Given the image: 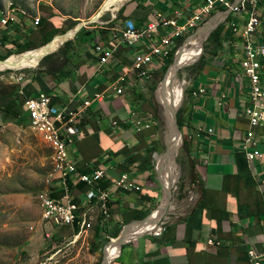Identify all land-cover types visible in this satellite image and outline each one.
Listing matches in <instances>:
<instances>
[{
    "label": "crops",
    "instance_id": "1",
    "mask_svg": "<svg viewBox=\"0 0 264 264\" xmlns=\"http://www.w3.org/2000/svg\"><path fill=\"white\" fill-rule=\"evenodd\" d=\"M134 3L126 8L124 15L134 19L139 28H145L159 18L178 19L184 24L204 0ZM8 10L9 23L0 29V55L15 54L23 45H44L45 38L55 29H65L75 20L60 15L53 5H43L39 13L15 7L9 1L0 10V16ZM256 10L261 23L254 38L257 44L264 45V0H258ZM38 15L43 21L35 25L32 18ZM248 18L249 13L242 12L231 21L237 20L243 26ZM125 20L111 18L103 24L87 25L91 34L75 35L66 46L61 44V52H58L60 48L53 50L58 52L54 58L41 60L38 67L26 72L11 70L1 74L2 81L19 84L20 89L15 97L0 94V124L26 120L25 95L47 92L61 109H76L91 100L80 120L79 135L69 146L70 156L79 172L106 168L107 174L97 187L109 191L110 225L124 227L135 222L128 229L132 232L129 241L119 249L111 264H254L256 260L264 264V159L251 164L243 147L249 128L245 109L251 103V85L240 63L244 55L242 39L230 29L218 52L206 54L192 67L182 109L187 139L178 160L179 194L162 221V234L155 236L142 231L155 227V223H149L153 222L164 197L161 178L167 184L162 172L166 158L160 164L163 156L157 167L162 195L153 209L160 195L154 176L160 127L153 112V98V104L148 100L151 93L146 84L156 81L158 57L150 74L141 78L134 69L135 55L150 50L153 40L145 37L130 46L114 39V29ZM161 30L166 33L169 28L161 27ZM58 35L52 42L59 38L66 41L73 33ZM100 46L113 51L106 63L100 61ZM64 57L68 60L61 63ZM261 71L264 82V59ZM119 87L124 90L121 94L117 92ZM202 88L205 92L200 93ZM11 105H15L13 111L20 112L19 116L2 111ZM139 118L150 126L138 129ZM255 130L258 149L264 151V121ZM159 157L160 153L156 162ZM124 174L129 176V181L118 185ZM76 179L70 177L71 192L75 202L83 205L88 202L87 185ZM100 183L108 187L103 188ZM146 216L147 221L136 222ZM209 238L220 243L209 244ZM250 249H255L258 259L251 258Z\"/></svg>",
    "mask_w": 264,
    "mask_h": 264
},
{
    "label": "rangeland",
    "instance_id": "2",
    "mask_svg": "<svg viewBox=\"0 0 264 264\" xmlns=\"http://www.w3.org/2000/svg\"><path fill=\"white\" fill-rule=\"evenodd\" d=\"M9 1L15 7L26 8L39 13H41L39 9H42L43 5H53L60 15L73 17L75 20H79V23H85V26L94 23L103 24L108 19H115L121 7L130 8L135 5V0H128L117 10L112 11L116 9L115 7L108 8L96 22L88 23L89 19L98 15L102 7H106L110 0H0V10L4 9ZM219 10L216 8L210 17ZM113 14H116V17ZM233 17L235 15H232L231 19ZM223 18L224 16L220 18L222 21L219 25L223 24L225 28H228L231 19L224 21ZM207 21L208 19L194 29L187 31L182 40L177 41V50L180 49L178 58L183 50L189 47L190 40L197 36ZM135 23L137 24L136 21ZM61 32L59 31V33ZM210 35L203 41L197 55L188 62L185 61L175 75L174 86L179 87L178 99L180 96L182 102L177 114L186 99L192 67L200 60L204 45ZM59 36L61 35L59 34ZM35 50L38 49L28 51ZM23 53H15L11 57ZM174 61L175 55L171 63L167 62L168 68L164 72L161 66L165 65L166 60L162 61L157 58L155 61L156 81L154 80L152 84H146L147 91L151 93L148 100L153 104V98L155 105L153 112L157 125L160 127L154 167V176L160 189V195L153 209L158 206L162 195V186L157 178L156 170L158 171L160 159L164 156L160 161L161 164L168 155V140L170 139V129L164 118L166 110L160 101L161 88L164 87L163 83H165L168 73L173 70L170 66ZM19 63L16 68L21 69L6 68L0 72L7 69L26 72L38 67V65L32 66L30 61H20ZM41 129L43 128L39 129L33 126L31 122L29 125L28 121L23 118L0 124V264H105L107 257L105 250L112 242L111 240L117 238L110 236L109 229L111 230L112 226L107 218H103V213L96 202L92 204L84 202L83 205L79 206L78 210L82 214V222L78 231L74 226H52L43 219L45 217V201H43L41 194H51V189L57 183L55 179L58 176V159L56 148L52 145L50 138L43 136L40 132ZM181 131L183 141L179 139V148L173 166L174 174L179 176L171 191L172 202L179 194L181 170L178 160L181 158L187 139L185 129ZM159 153L160 157L156 162ZM168 210L161 221H163ZM99 221L100 224L104 223L105 230L99 237H96V225ZM93 241L95 242L93 243Z\"/></svg>",
    "mask_w": 264,
    "mask_h": 264
},
{
    "label": "built area",
    "instance_id": "3",
    "mask_svg": "<svg viewBox=\"0 0 264 264\" xmlns=\"http://www.w3.org/2000/svg\"><path fill=\"white\" fill-rule=\"evenodd\" d=\"M233 3L231 0H204V3L186 19L184 24H180L178 19L159 18L147 24L145 28H139L133 19H127L121 27L114 29L113 38L130 46L137 45L145 37L152 38L153 43L150 50L141 51L135 55L134 69L138 71L139 76L142 78L150 74L155 57L160 58L162 61L166 60L177 41L187 31L194 29L200 23L209 19L217 6L222 5L225 8L224 10L231 8V13L235 17L242 12L249 13V18L243 26H240L237 20H233L228 23V27L232 29L234 36L243 41L244 55L240 63L251 85V103L245 109L249 119V128L243 138V147L247 159L253 164L257 159H264V151L258 149L259 139L255 130L264 121V82L261 71L264 59V45L257 44L254 38L261 19L256 10L258 0H242L236 6ZM222 14L225 15L223 20L227 21L229 16L225 12ZM10 15L11 13L8 10L0 16V29L9 23ZM113 16L116 17V14H113ZM32 19L33 24L39 25L41 16L38 15ZM161 27H168L169 30L163 33ZM99 50L102 63H106L113 55L111 49H104L100 46ZM123 91V87L117 88L118 93L121 94ZM199 92H205V88L199 89ZM199 92L194 93L197 94ZM97 96L98 98L101 97L99 94ZM90 104L91 100H87L76 109H70L69 107L61 109L53 103V96L47 92H39L37 95L29 97L25 102L28 121L43 122V129L40 132L43 136L50 138L55 148H59V156L63 160V169L57 179H55L57 183L51 189V194H41L43 201H45V217L43 219L52 226H74L78 209L81 205L75 202V197L71 192L69 185L71 176H76L77 182H84L87 185L86 197L88 203L96 202L104 217L107 218L109 215V191L97 187L98 182L107 174L106 168L102 166L88 173L79 172L75 161L69 153V146L79 135L80 120ZM136 126L141 129L142 127H149L150 124L145 119L139 118L136 120ZM212 131V129H209V132ZM128 181L129 176L124 174L117 184L122 185ZM262 183L264 184V180ZM55 191H61L62 195L54 196L52 193ZM162 230V221H160L149 232L159 236L162 234ZM207 242L209 244L220 243L213 238H209ZM249 254L251 258L258 259L255 249H250ZM254 264H261V262L256 260Z\"/></svg>",
    "mask_w": 264,
    "mask_h": 264
},
{
    "label": "bare ground",
    "instance_id": "4",
    "mask_svg": "<svg viewBox=\"0 0 264 264\" xmlns=\"http://www.w3.org/2000/svg\"><path fill=\"white\" fill-rule=\"evenodd\" d=\"M128 0H110L106 7H102L101 11L96 15L95 17L99 19L101 16L102 11L105 12L107 11L108 8L115 7L119 8L123 3H125ZM225 15L221 14L218 15L214 18V20L207 26L201 27L199 30V33L197 36H195L193 39L190 40L189 42V47H187L185 50H183L182 54L177 58V60L174 62V64L171 66L173 69L171 72L168 73L166 81L164 84V87L161 88V99L160 101L163 103L166 114H165V120L168 124V127L170 129V139L168 140V155L166 157V164L162 169V172L166 178L167 184L165 185L163 179L161 178V181L164 185V197L161 201L160 208L158 209V212H156L154 215V220L153 222H150L149 224L155 223V227L158 225V223L162 220L164 210H165V205L167 202V196L169 193V190L171 191L173 186L175 185L178 176L174 174L173 172V166H174V160H175V155L176 152L178 151L179 148V139H182L183 141V134H181L175 123V114L177 113V110L180 107L181 102V97L179 95V87L174 86V81H175V75L177 74L179 68L184 65L185 61H189L190 59H193L194 56L197 55L199 49L202 47V43L205 40L206 37H208L210 31L216 27V25L220 22V18ZM77 27V26H76ZM75 29L73 31H70L66 33V35H69L71 33L74 34ZM73 36V35H72ZM64 38H59L55 42L49 43L45 47H41L38 50L35 51H26L23 54L16 55L11 57L10 59L8 58L6 61H0V70L6 69L10 66L16 68L18 66V63L20 61H30L32 62V66H36L40 59L48 52L57 50L61 44H63ZM20 64V63H19ZM30 65V64H29ZM26 68V67H24ZM16 69H21V68H16ZM184 96V95H183ZM183 100V97H182ZM33 126H36L37 128H43V122L40 121H30ZM56 154H57V159H58V172H61L63 169V160L59 156V148H56ZM60 174V173H59ZM58 177V176H57ZM151 217V216H150ZM149 227V226H148ZM144 232V231H142ZM131 231L126 232V237L125 240L129 239L131 236ZM120 238L117 239H112L111 243L107 246L105 252L107 254L105 264H111L112 260L116 256L117 252L120 249V243L119 240Z\"/></svg>",
    "mask_w": 264,
    "mask_h": 264
},
{
    "label": "trees",
    "instance_id": "5",
    "mask_svg": "<svg viewBox=\"0 0 264 264\" xmlns=\"http://www.w3.org/2000/svg\"><path fill=\"white\" fill-rule=\"evenodd\" d=\"M138 2V4L140 5V3L142 2V0H135ZM231 1H235V0H231ZM217 8H219L220 10H224L225 8L222 6V5H219L217 6ZM126 10V6H123L121 7V9L119 10V13L117 15V17L114 19V21L118 20V19H131V18H127L125 17L124 15V12ZM233 14L231 13L229 15V17L227 18L228 20L231 19V16ZM230 18V19H229ZM43 21V17H41V21L40 23ZM79 23V20H72L71 23L65 28V29H55L53 31V33H51L48 37L45 38V45H33V44H28L26 46H20L17 51L15 53H23L25 51H28V50H34V49H37V48H41V47H44L48 44V42H52L54 39H55V36L58 35V34H65L69 29L75 27L77 24ZM96 24V23H94ZM94 24H90V25H94ZM137 25V24H136ZM59 31H62L61 33H59ZM230 32V27H228L226 30H225V27L223 24L219 25L216 29H214L212 32H211V35L207 41V43H205L204 45V51H203V54L201 56V58L205 57L206 54H216L218 52V49H219V46L222 45V43L224 42V39L226 38V36L229 34ZM91 34V30H88L87 27L83 26L80 31L76 34V36H78L79 34ZM182 40V38H181ZM70 40L66 41L65 42V46L68 44ZM180 41V40H179ZM50 42V43H51ZM177 46L176 45L174 47V49L172 50L170 56L166 59V63L165 65H162V69H164V72L167 70L168 68V63H171L173 61V57L175 55V52L177 50ZM62 48L60 47L59 51L58 52H61ZM58 52H54V53H51V54H48L46 55L41 62H44L46 61L47 59H51V58H54V56L58 53ZM14 53L13 52H9L7 53L6 55H0V60H5L7 59L8 57L10 58L11 55H13ZM68 60L67 57H64V59H62V61H60L61 63L63 62H66ZM168 62V63H167ZM174 64V63H173ZM172 64V65H173ZM56 65V63H55ZM171 65V66H172ZM170 66V67H171ZM169 67V68H170ZM51 70L53 71V68H51ZM8 71H11V69H7L5 71H1L0 72V75L1 74H4ZM61 79L62 78H67V77H60ZM19 89H20V85L19 84H16V83H10V84H7L5 83L4 81H2L0 79V94H8V95H12V97H15L18 93H19ZM26 98H25V102L26 100L29 98V97H32L33 95H25ZM6 108L8 109H2V111L6 114V115H9V116H19L20 115V112L18 111H13V108H15V105H11V106H7ZM182 108H180L179 112H178V123H179V126L181 128V130L185 129L186 127V122H185V119L183 117V114H182ZM26 120L28 121V115L26 116ZM186 144V141L185 143ZM69 185L70 187H72L70 181H69ZM100 185L103 187V188H106L108 187V184H102L100 183ZM54 196H61L62 195V192L61 191H55L52 193ZM103 218H104V215H103ZM82 222V214L80 213V211L78 210V214H77V217H76V220L74 222V227L76 228V230L78 231L79 230V226H80V223ZM112 228L111 230L109 229V232H110V236L111 237H115L117 238L123 228L122 225L120 224H114V225H111ZM103 230H105V225L104 223L100 224V221L98 222V224L96 225V231H95V236L96 237H99L101 235V233L103 232ZM95 241H93L94 243ZM96 244V243H95ZM94 244V245H95ZM96 248V247H95Z\"/></svg>",
    "mask_w": 264,
    "mask_h": 264
},
{
    "label": "water",
    "instance_id": "6",
    "mask_svg": "<svg viewBox=\"0 0 264 264\" xmlns=\"http://www.w3.org/2000/svg\"><path fill=\"white\" fill-rule=\"evenodd\" d=\"M241 1H242V0H235L234 3H233L234 6H236L237 4H239ZM223 12H225V14L229 16V14L232 12V9L229 8V9H227V10H223V11H218V12H216L212 17H210V18L208 19V21L204 24V26L209 25V24L214 20V18H215L216 16L221 15ZM103 13H104V12L102 11L101 15H102ZM101 15H100V16H101ZM96 21H97V18H96V17H93V18L89 19L88 23H92V22H96ZM221 21H222V20H221ZM221 21H220V22H221ZM220 22H219V23H220ZM219 23L216 25V27L219 25ZM76 26H77V27H75V32H74L73 36H71L70 38L66 39V41H68L69 39L73 38V37L76 35V33H77V32H78L83 26H85V23L81 22V23H79V24L76 25ZM216 27H215V28H216ZM215 28H213V29H215ZM213 29H212V30H213ZM212 30L210 31L209 35L211 34ZM69 31H70V30H69ZM66 33H68V31H67ZM66 33H65V34H66ZM65 34H60V35H65ZM209 35H208V36H209ZM66 41H64L63 43H65ZM50 42H51V41H50ZM50 42H48V43H46V44H49ZM59 48H60V47H59ZM59 48H58V49H59ZM180 48H181V47H180ZM58 49H57V50H58ZM179 50H180V49H179ZM179 50H177V52H176V54H175V61H176L177 58H178ZM55 51H56V50H55ZM55 51H50V52L46 53V54L40 59V61H41L46 55L51 54V53H53V52H55ZM11 56H12V55H11ZM11 56H10V57H11ZM8 58H9V57H8ZM8 58H7V59H8ZM7 59H5V60H0V61H6ZM40 61L38 62V64L40 63ZM175 61H174V62H175ZM38 64H37V65H38ZM8 68H14V67L10 66V67H8ZM174 123H175V125H176L178 131H179L181 134H183L182 131H181V128H180V126H179V123H178V114H177V113L175 114V120H174ZM156 172H157V178L160 180V178H159V173H158L157 170H156ZM160 184H161V181H160ZM171 191H172V190H171ZM171 191L169 190V193H168V196H167V202H166V205H165L164 214H165L166 211L169 209V207H170V205H171V203H172V193H171ZM164 214H163V215H164ZM147 220H148V216H146V217L143 218L142 220H138V221H136V222H139V221H147ZM134 223H135V222H134ZM134 223L126 224V225L122 228V230H121L119 236L117 237V238H120V239H119V240H120V241H119V243H120V250H121L123 244L129 241V240H125L126 232L128 231L129 226L132 225V224H134ZM149 231H150V230H146V231H144L143 233H145V232H149Z\"/></svg>",
    "mask_w": 264,
    "mask_h": 264
}]
</instances>
